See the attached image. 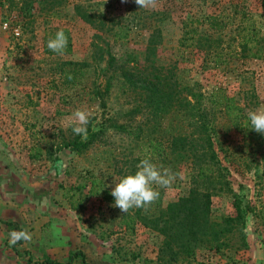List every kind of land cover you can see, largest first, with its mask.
I'll list each match as a JSON object with an SVG mask.
<instances>
[{
	"label": "rangeland",
	"instance_id": "rangeland-1",
	"mask_svg": "<svg viewBox=\"0 0 264 264\" xmlns=\"http://www.w3.org/2000/svg\"><path fill=\"white\" fill-rule=\"evenodd\" d=\"M239 2L243 8L233 10ZM211 14L226 22L219 32L205 22ZM187 20L198 33L218 37L221 48L211 55L197 47L184 51L178 44ZM250 21L260 41L243 52L238 28ZM61 29L69 31L70 51L46 53L47 37ZM109 57L144 73L170 68L181 86L196 82L201 106L213 112L219 158L229 169L230 189L212 196L211 220L234 215L233 201L248 207L244 225L220 246L203 241L190 256H159L160 217L167 203L187 193L189 168H170L147 148L156 120L122 83L120 69L108 66ZM218 87L242 108L240 121L264 109L261 0H158L154 10L140 9L135 0H0V203L11 214L9 221L0 217V264L47 258L68 264H264V135L250 123L248 130L234 125L223 106L210 101ZM77 109L92 112L88 130L103 132L72 150L64 143L77 135L66 122ZM180 121L168 114L161 123ZM145 157L177 178L170 188H158L150 207L128 212L136 220L130 229L111 191ZM28 189L36 196L35 212L20 217V208L11 206L25 207ZM21 229L32 241L10 245V231Z\"/></svg>",
	"mask_w": 264,
	"mask_h": 264
},
{
	"label": "trees",
	"instance_id": "trees-1",
	"mask_svg": "<svg viewBox=\"0 0 264 264\" xmlns=\"http://www.w3.org/2000/svg\"><path fill=\"white\" fill-rule=\"evenodd\" d=\"M261 5L264 9V0H261ZM230 6L234 8L233 10L243 8L241 2ZM204 18L209 29L215 33L226 25L220 14H211ZM190 23L192 21L184 22L178 44L183 47L184 51L197 47L205 54L211 55L221 48V41L218 37L210 38L209 36L212 34H200L195 27L189 26ZM238 29L242 33L237 44L240 51L250 50V44L259 43V31L254 28L253 21L244 25L240 24ZM63 30L68 36L65 52H69L71 48L69 31L68 29ZM54 35L55 33H52L46 39L44 47L46 53H54L47 47L49 39ZM215 62L214 66L220 65L217 59ZM108 66L114 67L115 70L120 69L122 83L129 86L134 97L144 100L145 104L147 103L150 107L153 119L156 120L151 129L155 135L148 139L146 144L150 152L155 154L159 161L168 164L170 168L174 169L178 164L186 165L189 168L187 193L167 203L166 210L160 217L157 231L163 238L160 242L161 246L158 248L159 256L165 255L168 260H175L179 255L190 256L196 246L203 241L220 246L233 232L235 226L244 225V216L248 207H241L237 201H233L234 215L224 216L220 221L211 220L212 196L217 192L230 189L229 169L219 158L216 149L218 144L217 129L211 115L213 112L201 106L199 97L202 94L197 93L196 82L181 86L170 68L157 66V71L144 73L124 60H115L114 57H109ZM222 89V87L213 89L209 94L212 97L210 101L216 106H223L224 113L234 125L240 124L245 130H248L249 121L247 119L239 120L242 117V108L235 103L233 96H227ZM184 91L185 95L182 94ZM190 98L194 100L192 101ZM168 114L172 119L177 118L184 122L179 125L171 122L162 127L161 120ZM102 132V129H89L86 141L80 139V136H75L74 139L64 143V147L80 150L99 138ZM163 137L165 140L162 139ZM71 207L79 208L78 205H72V203ZM135 221V217L128 213L124 214L122 219L123 225L130 229L134 227ZM37 264L68 263L47 258Z\"/></svg>",
	"mask_w": 264,
	"mask_h": 264
},
{
	"label": "clouds",
	"instance_id": "clouds-1",
	"mask_svg": "<svg viewBox=\"0 0 264 264\" xmlns=\"http://www.w3.org/2000/svg\"><path fill=\"white\" fill-rule=\"evenodd\" d=\"M121 2L126 3L127 0ZM135 3L140 9L154 10L158 0H135ZM67 45L68 36L63 29L57 31L47 43L48 49L60 56L65 54ZM92 115L89 110L77 109L68 118L66 125L71 127L74 135L86 141ZM247 119L252 130L264 135V109L250 110ZM136 168L134 174L122 177L111 191L115 201L113 206L119 208L123 214H127L132 209H147L159 199L158 188H170L177 178L171 169L157 166L150 157L142 159ZM32 239V234L27 229L12 230L8 242L15 246L30 243Z\"/></svg>",
	"mask_w": 264,
	"mask_h": 264
},
{
	"label": "crops",
	"instance_id": "crops-1",
	"mask_svg": "<svg viewBox=\"0 0 264 264\" xmlns=\"http://www.w3.org/2000/svg\"><path fill=\"white\" fill-rule=\"evenodd\" d=\"M26 192H27V194H26L27 198L26 199L28 202H26L25 207H18V205H12L11 206V208H20V211L17 212L18 216L20 215V217H23L24 215H26V213L29 217L34 215L35 208H36V196L33 194L32 189H28ZM4 209H7V207L4 205H1V203H0V217L7 219L8 217L11 216V214H9L7 212V210H4ZM21 211H23V212L21 213ZM9 220H10V218L7 219V221H9ZM251 264H253V263L251 262Z\"/></svg>",
	"mask_w": 264,
	"mask_h": 264
}]
</instances>
